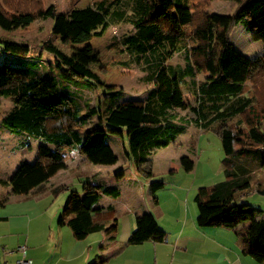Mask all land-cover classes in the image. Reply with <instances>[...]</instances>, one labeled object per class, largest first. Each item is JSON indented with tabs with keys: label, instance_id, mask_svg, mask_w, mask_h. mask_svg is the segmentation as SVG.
<instances>
[{
	"label": "trees",
	"instance_id": "1",
	"mask_svg": "<svg viewBox=\"0 0 264 264\" xmlns=\"http://www.w3.org/2000/svg\"><path fill=\"white\" fill-rule=\"evenodd\" d=\"M211 1L172 0V8H167L164 0H92L91 5L57 12L54 6H46L45 0H0L1 28L11 30L50 18L52 31L62 44H85L75 55L65 54L55 45L46 46V50L53 54L56 66H67L88 83L93 84L91 79L96 77L89 65L97 60L89 42L112 25L131 24L135 33L125 37L122 45L138 54L150 49L152 57L151 60L146 58V62L152 69L149 79L153 87L145 100L119 101L117 94L112 93L102 108L87 106L85 112L67 90L58 89L54 78L37 76L31 60L27 63L29 66L25 62L1 63L0 98L9 97L13 102V107L1 120L3 126L11 133L26 134L43 143L35 162H22L6 181L15 194L28 195L47 183L49 175L44 167L53 171L63 165L66 151L75 148H80L91 163L117 161L106 138L120 135L124 128L129 154L135 164L150 175L147 166L151 151L167 146L184 131L183 125L175 124L170 112L173 107L184 105L180 85L185 77L193 78L203 72L208 75L195 83L198 106L191 109L196 114L195 122L202 127L218 125L224 153L221 161L224 179L197 188L194 195L196 221L201 227L233 229L241 253L263 262V212L234 202V198L252 186L260 191L253 173L264 168V130L261 128L264 121V0H235L238 4L231 14L209 12ZM238 23L250 33L253 41L262 42L263 50L259 54L246 57L233 49L230 35ZM159 45L164 51L157 49ZM178 51H184L183 69L166 64ZM205 102L210 104L206 107ZM92 116L100 125L84 130ZM234 117L236 121L229 123ZM180 164L186 171L193 168L187 156L180 158ZM121 174L122 170L115 172V175ZM162 185V180L149 182L152 191ZM85 186L90 189L87 194L81 198L69 197L65 203L66 209L73 213L66 224L78 240L104 229L105 222L96 219L100 197L120 195L119 188L113 185L99 184L92 189L86 182ZM57 191L58 188H54L53 192ZM247 221L250 227L240 226ZM149 239L163 241L165 232L152 214L137 216L136 229L128 243L138 245Z\"/></svg>",
	"mask_w": 264,
	"mask_h": 264
},
{
	"label": "rangeland",
	"instance_id": "2",
	"mask_svg": "<svg viewBox=\"0 0 264 264\" xmlns=\"http://www.w3.org/2000/svg\"><path fill=\"white\" fill-rule=\"evenodd\" d=\"M164 1L167 8H172V0ZM45 4L46 6H54L57 12H64L72 7L80 8L91 5L92 0H45ZM237 4L235 0H213L209 4L208 11L218 14H231ZM133 33H135V28L131 24L121 22L108 27L101 35L91 39L89 44L93 53L97 56V60L89 65L96 76L91 79L93 84L88 83L82 76L76 74L67 66L58 67L54 64V56L46 50V46L55 45L65 54L75 55L84 49L85 44H62L59 36L52 31V20L50 18L37 20L26 26L11 30L0 27V64H18L20 62L27 64L32 61L35 64V74L40 78H54L57 81L59 90H67L71 96L75 97V100L82 107V112H85L87 106L96 105L102 108L103 102L112 93L117 94L119 101L145 100L153 87L149 79L152 69L146 62V58L151 60L152 57H150V49L145 53L138 54L122 45L123 39ZM230 41L233 49L246 57H253L263 50L262 42L259 40L253 41L250 33L245 30L241 23L234 26ZM119 48H122V50L119 51ZM157 49L160 52L164 51L162 45H159ZM31 57L33 58L30 59ZM184 63V51H178L168 59L166 64L183 69ZM27 66L29 65L27 64ZM206 75L208 74L199 72L193 78L185 77L184 82L180 85L185 99L184 105L173 107L170 112L174 115L175 124L183 125L184 131L166 147L152 150L148 157L147 166L150 169V175L141 173L132 159V154H129V142L125 128L120 135L107 136L106 138V141L120 156L119 162L126 164L130 168V172L135 174L137 178L142 177L146 184L144 185L145 190L149 192L147 195L148 200H157L160 206L175 202L177 196L181 195L180 190L186 191L191 187L193 188V186L194 189H197L199 186L212 185L224 179L221 162L224 153L217 130L218 125L213 123L212 126L202 127L195 122L196 114L191 109L192 106H198L195 83L203 80ZM208 104L210 103L205 104L206 107ZM12 107L11 98H0V137L3 143V152L0 155V174L5 172L9 168L8 165L13 163H34L37 155L36 145L30 149L11 151L8 144H6L9 141L11 145L20 146L29 142V139L22 135L11 133L1 122L3 116ZM236 119L237 117H234L228 122H234ZM98 122L95 116L90 117L84 126V130L94 129L99 124ZM261 128L264 130V121L261 123ZM124 150L126 153L128 152V155L125 154ZM183 156H187L193 162L192 170L186 171L181 166L180 158ZM245 160H247V157L242 162H245ZM89 166L93 167L91 164L86 168L79 167L72 171L71 175L65 174L60 177L67 183L53 198L56 206H63L69 195L81 198L90 190L85 186L86 177L90 174ZM99 166H94V170L100 172L98 181L108 184L114 183L116 181L115 173L108 172L106 167L99 169ZM253 177L260 182V191L252 186L238 193L234 198V202L257 208L263 212L264 217V168L255 171ZM160 180L163 181L162 187L154 190L152 194L151 189L148 188V183ZM122 187L124 188V184H122ZM193 197L194 195L190 198V202L195 206ZM5 203L9 202H6L3 197L0 205Z\"/></svg>",
	"mask_w": 264,
	"mask_h": 264
},
{
	"label": "crops",
	"instance_id": "3",
	"mask_svg": "<svg viewBox=\"0 0 264 264\" xmlns=\"http://www.w3.org/2000/svg\"><path fill=\"white\" fill-rule=\"evenodd\" d=\"M22 136L29 139V142L19 146L11 145L8 141L6 144L9 149H30L36 145L38 155L43 143L26 134ZM1 141L0 137V155L3 152ZM109 146L117 156V161L113 163H91L80 148L66 151L63 165L53 171L44 167L49 181L28 195H16L14 189L6 183L21 163L8 165L9 168L0 174V196L9 202L0 205V263L14 262L20 257L17 247L25 245V257L31 261L30 264H264V261L258 262L241 253L233 229L201 227L197 224V207L190 202L197 190L194 186L186 191L180 190L181 195L172 204L160 206L157 200H148L149 192L145 190L146 184L142 177L137 178L126 164H121L120 156ZM89 164L93 167L89 166L90 174L85 182L92 189H96L99 184L116 186L120 195L117 198L105 195L100 197L96 204L99 208L96 219L105 222L104 229L78 240L66 224L73 213L66 209L65 204H54L56 193L53 190L58 188L59 193L65 187L67 182L60 177L71 175L75 169L86 168ZM96 165H100L99 169L108 168L110 173L122 170V174H114V183L100 182V172L94 170ZM136 167L146 174L141 166ZM260 186L259 182L258 190ZM3 197H0V201ZM69 197L76 198L73 195ZM143 214L154 216L158 227L165 232L163 241L149 239L138 245L128 243L131 233L136 229V217ZM250 224L247 221L240 226L248 228ZM7 251L11 253L6 255Z\"/></svg>",
	"mask_w": 264,
	"mask_h": 264
},
{
	"label": "built area",
	"instance_id": "4",
	"mask_svg": "<svg viewBox=\"0 0 264 264\" xmlns=\"http://www.w3.org/2000/svg\"><path fill=\"white\" fill-rule=\"evenodd\" d=\"M20 253V257L14 260V262H2L0 264H30L31 261L25 257L26 254V246L25 245H19L17 247V250ZM11 251H7L6 255L10 254Z\"/></svg>",
	"mask_w": 264,
	"mask_h": 264
}]
</instances>
